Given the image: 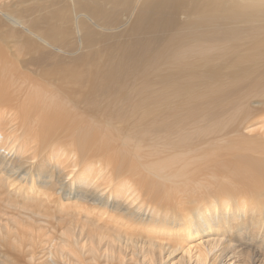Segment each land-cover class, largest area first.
Here are the masks:
<instances>
[{"label":"bare ground","instance_id":"1","mask_svg":"<svg viewBox=\"0 0 264 264\" xmlns=\"http://www.w3.org/2000/svg\"><path fill=\"white\" fill-rule=\"evenodd\" d=\"M0 264H264V0H0Z\"/></svg>","mask_w":264,"mask_h":264},{"label":"rangeland","instance_id":"2","mask_svg":"<svg viewBox=\"0 0 264 264\" xmlns=\"http://www.w3.org/2000/svg\"><path fill=\"white\" fill-rule=\"evenodd\" d=\"M198 243H199V241H195V240L192 239V241L189 242L188 245H185V249H184L183 251H182V250H179V251L175 254V256H176L177 258H179V259L183 258V257H182L183 254H184L185 256H187L188 254H187L185 251H189V248H192V249H193ZM181 251H182V252H181ZM194 254H196V250H195V249L191 250L190 256H192V255H194Z\"/></svg>","mask_w":264,"mask_h":264}]
</instances>
